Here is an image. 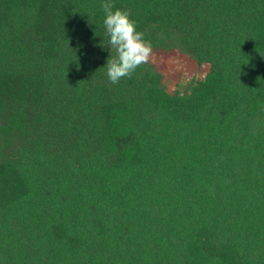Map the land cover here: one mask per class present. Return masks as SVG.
<instances>
[{
    "label": "trees",
    "instance_id": "16d2710c",
    "mask_svg": "<svg viewBox=\"0 0 264 264\" xmlns=\"http://www.w3.org/2000/svg\"><path fill=\"white\" fill-rule=\"evenodd\" d=\"M102 2L0 0V264H264V0H112L173 92Z\"/></svg>",
    "mask_w": 264,
    "mask_h": 264
},
{
    "label": "clouds",
    "instance_id": "9594fccd",
    "mask_svg": "<svg viewBox=\"0 0 264 264\" xmlns=\"http://www.w3.org/2000/svg\"><path fill=\"white\" fill-rule=\"evenodd\" d=\"M101 8L109 44L115 50V56L108 57L105 64L107 77L112 84H117L149 62L153 47L151 41L145 39V33L137 30L130 11L115 8L112 0H103Z\"/></svg>",
    "mask_w": 264,
    "mask_h": 264
},
{
    "label": "rangeland",
    "instance_id": "374dc122",
    "mask_svg": "<svg viewBox=\"0 0 264 264\" xmlns=\"http://www.w3.org/2000/svg\"><path fill=\"white\" fill-rule=\"evenodd\" d=\"M149 61L158 66L164 73L165 87L171 92L176 89L177 83L187 82L193 75L201 77L204 73V69H201V71L203 70L201 73L196 72V66L180 55L169 58L151 57Z\"/></svg>",
    "mask_w": 264,
    "mask_h": 264
}]
</instances>
